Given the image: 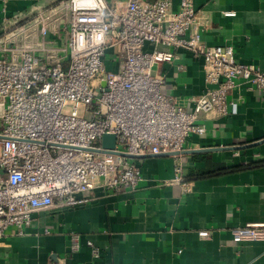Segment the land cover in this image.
<instances>
[{"label":"built area","instance_id":"built-area-1","mask_svg":"<svg viewBox=\"0 0 264 264\" xmlns=\"http://www.w3.org/2000/svg\"><path fill=\"white\" fill-rule=\"evenodd\" d=\"M171 6L169 0H67L68 19L57 31L64 40L22 44L13 31L5 33L8 38L0 42V238L9 230L24 235L34 213L75 207L84 202L78 195L97 188L115 195L135 191L140 168L122 154L170 155L173 182L187 192L181 157L187 138L205 133L200 117L228 116L234 104L228 95L239 82L264 95V69L237 62L231 45L204 44L206 19L192 0H181L175 13ZM46 20L37 18L41 36L48 32ZM13 26L23 30L18 20ZM160 46L202 60L201 95L178 101L164 92L165 80L153 69L172 64L176 56ZM106 134L115 136L114 149H103ZM231 235L234 243L264 240V223L232 229ZM198 236L208 241L211 232ZM78 240L71 235L73 251Z\"/></svg>","mask_w":264,"mask_h":264},{"label":"crops","instance_id":"crops-1","mask_svg":"<svg viewBox=\"0 0 264 264\" xmlns=\"http://www.w3.org/2000/svg\"><path fill=\"white\" fill-rule=\"evenodd\" d=\"M169 1L177 12L181 0ZM192 1L206 19V46L231 45L237 62L264 69V0ZM66 3L0 0V42L9 30L22 44L64 40L57 31L68 19ZM38 16L47 19L45 36ZM17 20L22 31L13 26ZM158 49L176 56L153 69L165 80L164 92L178 101L201 95L202 60L183 49ZM228 100L234 103L228 116L202 115L205 133L187 138L181 157L187 192L173 182L170 155L134 159L141 172L135 191L115 195L97 188L78 195L84 202L75 207L34 213L24 235L9 230L0 238V264H264V240L234 243L231 235L264 223V95L239 82ZM204 230L211 232L208 241L198 236ZM72 234L79 238L74 251Z\"/></svg>","mask_w":264,"mask_h":264},{"label":"water","instance_id":"water-1","mask_svg":"<svg viewBox=\"0 0 264 264\" xmlns=\"http://www.w3.org/2000/svg\"><path fill=\"white\" fill-rule=\"evenodd\" d=\"M101 144H102L103 149H107V150L114 149V147H115V136L114 135H108V134L104 135L102 138ZM165 155H168V154H165ZM122 156L126 157L128 159L134 160V159H138V158L149 157V156H159V155L130 156V155L122 154Z\"/></svg>","mask_w":264,"mask_h":264},{"label":"rangeland","instance_id":"rangeland-1","mask_svg":"<svg viewBox=\"0 0 264 264\" xmlns=\"http://www.w3.org/2000/svg\"><path fill=\"white\" fill-rule=\"evenodd\" d=\"M66 16V15H65ZM68 18V15H67V17H66V19Z\"/></svg>","mask_w":264,"mask_h":264}]
</instances>
